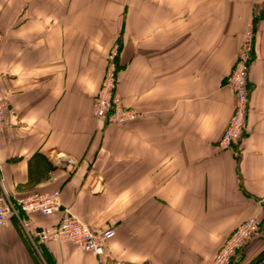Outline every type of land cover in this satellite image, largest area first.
I'll return each instance as SVG.
<instances>
[{"label": "crops", "instance_id": "obj_1", "mask_svg": "<svg viewBox=\"0 0 264 264\" xmlns=\"http://www.w3.org/2000/svg\"><path fill=\"white\" fill-rule=\"evenodd\" d=\"M249 25L247 131L219 149ZM114 45L117 94L138 116L98 130ZM0 89V195L59 191V211L22 214L35 228L67 209L114 229L98 258L72 242L34 246L10 217L0 264H212L249 218L259 233L230 264H264V0H0Z\"/></svg>", "mask_w": 264, "mask_h": 264}, {"label": "built area", "instance_id": "obj_2", "mask_svg": "<svg viewBox=\"0 0 264 264\" xmlns=\"http://www.w3.org/2000/svg\"><path fill=\"white\" fill-rule=\"evenodd\" d=\"M253 31L248 29L238 48L237 57L225 79V85L233 92L235 100L231 117L217 140L219 149H227L240 142L247 131L246 118L248 113V67L253 51ZM119 46L114 45L108 55L101 83L93 101V115L96 128L102 130L108 124H121L131 121L138 112L122 104L117 94V56ZM8 110L0 89V136L4 114ZM71 159L68 158L67 162ZM61 208L59 191L50 193H31L11 199L7 194L0 195V226L10 217H16L23 230L35 246L47 240L72 242L92 252L98 258L104 254L106 242L114 235V229L107 227L94 230L83 223L67 209L61 210L59 221L48 228H35L22 214H52ZM260 223L254 218L241 222L223 241L218 248L212 264H230L232 258L239 253L245 244L259 233Z\"/></svg>", "mask_w": 264, "mask_h": 264}, {"label": "rangeland", "instance_id": "obj_3", "mask_svg": "<svg viewBox=\"0 0 264 264\" xmlns=\"http://www.w3.org/2000/svg\"><path fill=\"white\" fill-rule=\"evenodd\" d=\"M248 29H251L252 31H253V38H254V29H253V26L252 25H249L247 28H246V30L244 31V33L248 30ZM244 33H243V35H244ZM242 39H243V37H242ZM242 42V41H241ZM241 44V43H240ZM253 44H254V40H253ZM240 46V45H239ZM253 52V51H252ZM98 90V89H97ZM97 93V92H96ZM96 95V94H95ZM8 106V105H7Z\"/></svg>", "mask_w": 264, "mask_h": 264}, {"label": "trees", "instance_id": "obj_4", "mask_svg": "<svg viewBox=\"0 0 264 264\" xmlns=\"http://www.w3.org/2000/svg\"><path fill=\"white\" fill-rule=\"evenodd\" d=\"M262 256H264V253H262V255H261L260 257L262 258ZM261 258H260V259H261Z\"/></svg>", "mask_w": 264, "mask_h": 264}]
</instances>
